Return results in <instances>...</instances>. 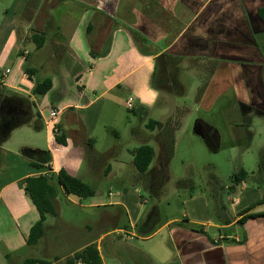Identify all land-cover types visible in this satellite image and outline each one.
<instances>
[{"label": "crops", "instance_id": "1", "mask_svg": "<svg viewBox=\"0 0 264 264\" xmlns=\"http://www.w3.org/2000/svg\"><path fill=\"white\" fill-rule=\"evenodd\" d=\"M58 1L15 0L8 14H0V103H7L5 112L16 118L0 143L10 129L29 124L32 101L38 114L35 127L44 128L45 144V149L23 141H16L23 146L16 149L0 144V264H19L27 257L64 264L65 257L90 243L97 249V264H264V190L245 185L242 178L235 182L237 192L230 186L224 199L215 200L213 212L209 199L197 192L182 199L175 215L161 219L156 203L142 210L145 198L138 189L117 187L116 171L124 161H107L112 153L96 150L92 134L106 100L120 104L128 96L145 133L161 130L164 118L152 112L160 87L150 82L157 60L165 67L174 60L175 74L183 60L205 64L208 75L197 104L207 107L229 89L236 107L264 115V21L257 13L264 0H72L75 6L63 8L69 18L62 31L53 15ZM34 32L44 35L39 47L31 39ZM108 39L106 52L100 54ZM29 42L34 49L48 45L47 52L32 56ZM90 49L96 53L91 55ZM44 65L51 67V85L37 100L31 87L37 67ZM165 83L182 86L176 75ZM42 106L56 109L64 144L49 133ZM147 118L161 125L147 128ZM180 126L178 120L170 127ZM194 131L200 134L197 127ZM166 153L155 155L159 172ZM42 161L52 172L63 168L85 182L108 179L109 184L102 195V189L87 182L93 188L89 196L66 193L57 184L55 213L45 216L42 234L28 244L29 228L39 213L22 180L44 170L30 166ZM63 205L80 212L83 221L62 220ZM122 214L125 223H110Z\"/></svg>", "mask_w": 264, "mask_h": 264}, {"label": "rangeland", "instance_id": "2", "mask_svg": "<svg viewBox=\"0 0 264 264\" xmlns=\"http://www.w3.org/2000/svg\"><path fill=\"white\" fill-rule=\"evenodd\" d=\"M14 1L0 0V14H8L10 12L8 9H12L16 4ZM64 5L73 7L76 4L72 0H61L55 4L53 15L62 23L61 31L65 29L67 18H69V15L63 11ZM27 46L32 56L42 55L48 48V45L44 44L41 49H34L31 42ZM62 60L65 61V58ZM174 63L175 61L172 60L169 66L165 67L164 64L161 65L160 60H157L155 73L150 79L154 86L157 83L160 87L157 96L158 106L153 108L152 112L158 116L161 114L164 118L161 130L152 131L150 134L145 133L147 129H144L139 122L131 109L132 105L127 108L122 99L120 104L106 100L92 130L95 137L93 147L100 151L108 149L112 153L107 161L111 162V157L124 161L119 169L120 172L116 171V177L119 178L120 183L117 187L124 185L136 191L138 189L145 198L142 210H147L156 203L161 219L175 215L182 209V199L197 192H202L209 199L210 209L213 212L215 200L220 197L224 199L230 186L236 187L235 192H237V184L232 181L231 175L239 169L245 171L242 179L245 185L264 190V115L251 107L244 110L236 107L235 96L229 89L220 92L207 107L197 104L200 88L208 75L205 64L196 60H183L179 63L175 74ZM30 64L33 63L30 62ZM50 68L49 65L37 67L35 79L50 77L52 74ZM168 68L171 71H167ZM175 75L182 86L165 83L166 78L171 79ZM34 97L40 100L41 95L35 94ZM173 104L176 106L173 107ZM30 108L32 119L27 121L29 124L24 123L10 129L8 136L0 143L2 146L16 149L21 146L16 141H23L22 143L45 149L44 128L40 127L41 130H36L35 119L38 114L32 101H30ZM41 110L44 116H49L46 106H42ZM3 118L0 119L1 128L5 121ZM178 120L181 121L179 129L170 127ZM196 122L199 123V128ZM194 126L200 134L194 131ZM141 143L151 145L155 153L147 170L142 172L130 164L132 154L129 152ZM159 150L167 152V161L163 163L162 172H159L157 168L154 169L155 155ZM18 163L20 164V161ZM83 164L84 162L82 168ZM129 168H132L133 173L131 174L130 170L128 175L126 171ZM14 171L18 173L19 169ZM150 180H154V187H149ZM108 181V179H87L94 189L103 190L102 195L105 194L104 189L109 184ZM113 188L116 187L113 186ZM225 206L229 210L228 202H225ZM62 207L60 209L62 220L83 221V215L80 212L64 205ZM125 222L126 215L122 214L110 223L113 225Z\"/></svg>", "mask_w": 264, "mask_h": 264}, {"label": "trees", "instance_id": "3", "mask_svg": "<svg viewBox=\"0 0 264 264\" xmlns=\"http://www.w3.org/2000/svg\"><path fill=\"white\" fill-rule=\"evenodd\" d=\"M259 17L264 21V5L260 6L257 10ZM132 35V34H131ZM32 41L34 42L35 47H39L43 40L44 35L42 32H34L31 36ZM109 45V39L104 43L103 49L100 51V54L106 52ZM91 55H94L96 52L89 50ZM24 71L27 75H31L32 69L28 66H24ZM51 85V79L49 76H46L40 80L35 79L31 87V92L33 94L42 95ZM20 103H26V100L23 98L17 99ZM8 105L7 103H0V112H5ZM4 114V124L3 127H0V140L3 139L9 127L15 123L16 118L10 117L6 112ZM161 122L154 118H147L145 126L147 128H153L155 126L159 127ZM196 125L199 128V123L196 122ZM54 139L59 143H64L63 136L58 133L54 135ZM48 155V152L44 150ZM132 154V163L138 171H144L153 155V148L147 143H141L130 150ZM30 166L34 170L46 171V174L37 171L34 174L26 175L22 180V188L24 192L31 199L35 205L39 218L30 226L28 236L26 238V243L32 244L43 232V220L46 215L54 214V205L53 198L56 194V185L60 184L63 190L66 193H72L78 196H89L93 194V188L85 181L79 177L69 174L63 168H59L56 172L51 171V167L45 161L42 162H31ZM245 174L243 169H239L237 172H234L231 175L232 181L237 182L242 179ZM253 215V214H248ZM245 216V215H244ZM76 260L84 261L89 264L99 263V255L94 244H87L79 250L74 251L71 255L65 257L64 264H74ZM46 264V261L41 258L27 257L24 258L19 264Z\"/></svg>", "mask_w": 264, "mask_h": 264}, {"label": "built area", "instance_id": "4", "mask_svg": "<svg viewBox=\"0 0 264 264\" xmlns=\"http://www.w3.org/2000/svg\"><path fill=\"white\" fill-rule=\"evenodd\" d=\"M23 52L25 53L26 50H23ZM124 101H125V105L129 107L132 102V97L128 96ZM48 112H49V116L44 120V123L48 126L49 133L51 134V136H54L59 133L58 126L56 125V120L54 119V116L56 114V109L49 108ZM41 173L46 174V171H41ZM78 261L79 260H77L76 262Z\"/></svg>", "mask_w": 264, "mask_h": 264}]
</instances>
